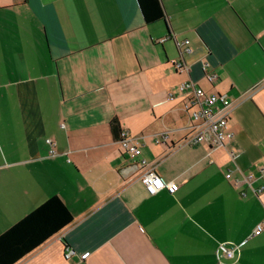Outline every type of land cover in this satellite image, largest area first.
<instances>
[{"label":"crops","instance_id":"crops-1","mask_svg":"<svg viewBox=\"0 0 264 264\" xmlns=\"http://www.w3.org/2000/svg\"><path fill=\"white\" fill-rule=\"evenodd\" d=\"M160 1L0 0V233L54 195L73 217L14 264H264V0ZM189 80L237 102L221 147L176 146ZM114 119L177 191L133 179Z\"/></svg>","mask_w":264,"mask_h":264},{"label":"built area","instance_id":"built-area-1","mask_svg":"<svg viewBox=\"0 0 264 264\" xmlns=\"http://www.w3.org/2000/svg\"><path fill=\"white\" fill-rule=\"evenodd\" d=\"M179 51L182 53L180 47L187 45L188 40L175 41ZM188 51V47H185ZM177 70H182L181 62L174 63ZM208 63H204L207 67ZM205 78L212 83L215 80L214 74H207ZM178 90L183 93L182 109L189 115L191 120L190 134L182 140L178 145L208 143L210 147H221L230 138L231 134L228 132V122L231 112L237 102H233L226 94L208 93L200 86H197L193 81H185L178 85ZM173 95L170 93L166 100H172ZM120 151L125 154L129 160H132V169L135 171L133 179L140 181L145 187V190L150 194H156L161 190H167L169 193H174L178 190V184L175 182L164 181L155 171V163L141 158V142L139 138L132 136L127 129H121L118 140H116ZM48 144L51 146L50 153L54 154V143L48 139ZM229 157L234 160L237 156L235 150L228 151ZM138 158V160H136ZM225 177L231 179V171L225 174ZM253 176L248 174L244 176L243 180L250 185ZM238 180L234 181L237 185ZM262 189V188H261ZM255 193L260 190H254ZM262 230V225H257L253 231V235H257ZM240 244H231L229 242H220L217 247V252L226 259H234L236 252L242 246ZM74 251L66 247L65 258L70 259ZM87 254H83L85 257ZM223 264V262H220Z\"/></svg>","mask_w":264,"mask_h":264},{"label":"trees","instance_id":"trees-1","mask_svg":"<svg viewBox=\"0 0 264 264\" xmlns=\"http://www.w3.org/2000/svg\"><path fill=\"white\" fill-rule=\"evenodd\" d=\"M136 1L146 23L165 21L160 0ZM111 130L118 140L121 128L116 119L111 122ZM72 218L70 210L59 196L46 199L0 233V264H14L57 233Z\"/></svg>","mask_w":264,"mask_h":264}]
</instances>
